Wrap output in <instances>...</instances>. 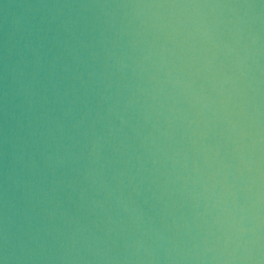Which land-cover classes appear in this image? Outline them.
<instances>
[{
	"label": "water",
	"instance_id": "95a60500",
	"mask_svg": "<svg viewBox=\"0 0 264 264\" xmlns=\"http://www.w3.org/2000/svg\"><path fill=\"white\" fill-rule=\"evenodd\" d=\"M0 264H264V0H0Z\"/></svg>",
	"mask_w": 264,
	"mask_h": 264
}]
</instances>
